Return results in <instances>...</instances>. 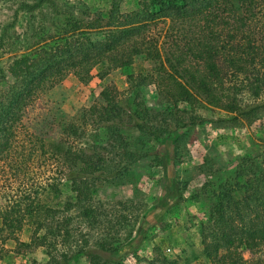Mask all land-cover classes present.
<instances>
[{
	"label": "rangeland",
	"instance_id": "374dc122",
	"mask_svg": "<svg viewBox=\"0 0 264 264\" xmlns=\"http://www.w3.org/2000/svg\"><path fill=\"white\" fill-rule=\"evenodd\" d=\"M53 1L65 17L84 21H94L100 16L101 22H105L113 9L119 15H128L147 7L146 0ZM232 1L238 9L236 0ZM38 2L0 0V90L12 82L9 77L12 64L28 57L47 37L56 34L55 23L59 21L50 13L49 6L31 8ZM252 4L249 12L239 10L246 26L237 39L246 46L249 42L255 44V63L245 64L244 73L224 70L225 86L237 99L243 114L228 113L197 96L195 102L178 103L183 114L178 113L173 119L187 122L189 118L203 119L199 125L175 127L174 120L168 118L170 126L158 138L135 128L122 132L124 148L118 154L104 151L108 156L106 164L96 174L100 177L91 180L96 220L88 224L79 218L78 210H67V202L74 200L72 181L77 175L52 153L54 145L69 143L78 150L104 142L96 140L98 129L90 119L88 122L85 113L89 107L104 104L100 94L106 88L112 89L124 105L138 102L149 111L150 118L157 116L149 127L166 119V110L170 109L172 99L179 97V91L168 73L157 70L156 65L142 56L128 67L110 71L103 79L97 76L102 67H96L87 84L79 82L71 70L54 88L34 97L18 124L14 147L0 161V211L25 216L27 204L37 202L57 209L52 215L58 223L67 220L63 231L70 232L72 239L68 244L61 237L51 238L56 255L81 246L84 240L94 246L96 241L110 235L119 248L113 261L106 264H211L205 252L211 241L203 236L213 228L211 208L219 185L235 183L244 156L255 157L264 170V0H254ZM155 5L150 8L153 15L160 10L155 11ZM168 26L167 20L157 17L147 23L144 31L146 42L161 54L168 48L165 41ZM100 33L94 32L89 37L101 39ZM244 54L248 55V48ZM221 66L225 68L223 62ZM2 74L7 78L5 82ZM251 85L261 87L259 96L253 95ZM70 125L79 131L81 139L65 135ZM134 153L140 156L138 161H134ZM253 167L249 161L245 164V173L239 178L241 184L255 179L247 176L256 171ZM250 192L239 191L235 195L246 197ZM259 193L264 196V189ZM256 207L250 215L260 212ZM1 227L0 264H49L46 249L35 243L45 233L43 229L35 232L27 219L12 233L4 229L0 220ZM238 253L245 264H264V251L240 248ZM224 255V251L219 253L220 258ZM102 263L84 255L72 262Z\"/></svg>",
	"mask_w": 264,
	"mask_h": 264
},
{
	"label": "trees",
	"instance_id": "16d2710c",
	"mask_svg": "<svg viewBox=\"0 0 264 264\" xmlns=\"http://www.w3.org/2000/svg\"><path fill=\"white\" fill-rule=\"evenodd\" d=\"M236 2L238 9L232 0H146L147 7L141 12L119 15L113 9L105 22H101L100 16L94 21L71 20L70 16L65 17L53 0H39L37 4H33L31 8L36 9L49 6L52 11L50 13L59 23H55L58 24L55 35L47 37L33 53L16 60L9 68L12 82L7 83L5 90H0V161L11 153L18 124L36 95L54 88L71 70L75 71L79 82L87 84L93 78L92 71L98 66L102 69L97 76L103 79L110 71L128 67L135 58L145 57L156 65L157 70L168 73L176 82L179 97L170 102L166 119L149 127L148 124L157 120V116L150 118L149 111L138 102L124 105L114 96L116 93H112V89L106 88L100 94L104 104L89 107L87 114L85 113L88 122L90 119L98 129L96 140L99 138L104 142L93 143L91 149L78 150L73 149L69 143H56L52 150L77 175L72 181L74 200L67 202V210H78L79 218L88 224L95 221L96 212L92 203L94 186L91 180L100 177L96 174L106 164L108 156L104 155V151L118 154L124 148L122 132L135 128L158 138L162 130L170 126L167 123L169 119H172L171 122L174 120L175 127L199 125L203 123V119L189 118L188 122L185 119H173L178 113L183 114L178 109V103L195 102L197 96L202 97L208 105L228 113L243 114L237 99L231 96L225 86L224 70H232L234 74L244 73L245 64L255 63L256 56L253 55L257 47L250 42L246 46L245 42L237 39L242 33L241 29L246 26L239 10L244 8L245 12H249L254 0ZM154 3V10L160 9L155 15L150 9ZM138 17H141L140 21ZM157 17L169 23L165 35L168 48L164 54L146 42L144 32L147 23ZM225 30L226 36L223 37ZM98 31L103 33L101 39L93 40L89 37ZM247 48L248 55H245ZM222 62L225 68H222ZM1 79L3 82L7 80L4 74ZM252 86L254 85L250 86L253 95L259 96L261 87ZM64 133L72 139L82 138L79 131L71 125ZM133 159L138 161L140 156L134 153ZM240 160L243 164L236 171L235 183L219 185L215 204L211 208V215H214L213 228L203 236L204 240L211 241L205 246L211 264H245L238 253L240 248L257 253L264 251V196L259 193L264 189V170L256 163L255 157L244 156ZM248 161L256 171L247 176L252 175L255 179L241 184L239 178L245 173L244 166ZM52 189L57 191L56 188ZM239 191H251V194L238 198L235 194ZM255 199L259 200L257 207ZM26 207L25 216L15 217L12 211H0L2 226L12 233L27 219L35 232L43 229L45 233L35 243L46 249L49 264H72L79 255L93 257L103 261L102 264L113 261L119 243L116 242L115 245L110 235L96 241L94 246L90 247L89 242L84 240L81 246H76L73 250L65 249L56 255L50 239L61 237L65 243H70L72 234L67 230L63 231L68 225L67 220L56 222L52 213L58 210L39 202L27 204ZM255 207L260 212L250 215ZM236 223L239 227L234 226ZM2 230L1 227L0 232ZM221 251L225 254L223 258L219 256Z\"/></svg>",
	"mask_w": 264,
	"mask_h": 264
}]
</instances>
